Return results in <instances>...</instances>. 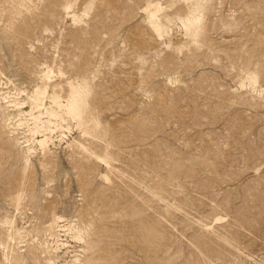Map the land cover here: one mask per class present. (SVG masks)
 I'll use <instances>...</instances> for the list:
<instances>
[{
    "label": "rangeland",
    "instance_id": "1",
    "mask_svg": "<svg viewBox=\"0 0 264 264\" xmlns=\"http://www.w3.org/2000/svg\"><path fill=\"white\" fill-rule=\"evenodd\" d=\"M0 264H264V0H0Z\"/></svg>",
    "mask_w": 264,
    "mask_h": 264
},
{
    "label": "bare ground",
    "instance_id": "2",
    "mask_svg": "<svg viewBox=\"0 0 264 264\" xmlns=\"http://www.w3.org/2000/svg\"><path fill=\"white\" fill-rule=\"evenodd\" d=\"M159 11H160L159 5H157L155 3L151 4L150 6L148 5L147 12H148V15H149L150 20H151L152 30L157 35L162 33L161 32L162 30L160 29L159 25H156V22H155L156 18L158 17ZM48 75L49 74H44L43 76H41L42 77L41 82H42L43 86H45V91L41 92L38 89H36L34 91L32 97H31V101L30 102L34 106H37L38 103H39V100H40V96L45 95L46 91H48V89H49V91H48L49 92V95H48V106H47V108L44 109L45 112L43 114L49 116L50 118H55V119L56 118L59 119V117H60V119L62 121L65 118H66V120L70 119V120H73V121L76 119L78 121V125L81 128L83 133H85L86 135H89V136L90 135H94V132H96L95 131V128H96L95 126H97V125L94 126L95 123H93L91 121V119L89 118L88 110L86 108V105H87L86 96L81 95V94L77 93L76 91H74V87H73V85L71 83L66 84L65 89H63V91H64V93H63L62 90H61L62 88H61L60 84L53 83V81L50 80V77ZM34 106L32 108H34ZM43 107H40V108H43ZM37 108H39V107H37ZM35 109H36V107H35ZM40 115L41 114L39 113L36 117H32L33 116V114H32L31 117L34 120H37ZM35 126L36 127L34 128V132L32 131L33 135L34 134L35 135L40 134V137H42L41 140H39L37 142L38 145L42 149V156L41 157L42 158H47L48 151L46 149V146L48 144L47 143L48 139H47V137L45 135V132L43 131L44 130L43 127H39V125H35ZM12 146H13V144H11V143L6 144V148L7 149L11 148ZM217 220L220 221L221 218H218ZM66 221L67 220L64 219L61 216L53 215V218H52V223L53 224H61V223H64V222L66 223ZM57 227L60 228V229L64 228V230H62V231L66 230L68 232V230H71V229H68L67 228L68 226H66L65 224L57 226ZM31 251H32V254H34V250L32 249ZM10 254H11V259H15L16 251L15 250H11Z\"/></svg>",
    "mask_w": 264,
    "mask_h": 264
}]
</instances>
